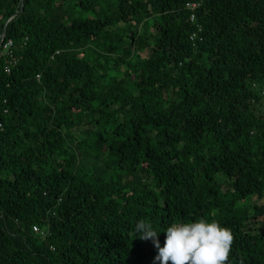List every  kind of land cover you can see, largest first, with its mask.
I'll use <instances>...</instances> for the list:
<instances>
[{
	"label": "trees",
	"instance_id": "16d2710c",
	"mask_svg": "<svg viewBox=\"0 0 264 264\" xmlns=\"http://www.w3.org/2000/svg\"><path fill=\"white\" fill-rule=\"evenodd\" d=\"M261 88L264 0H0V264H158L137 222L199 218L264 264Z\"/></svg>",
	"mask_w": 264,
	"mask_h": 264
},
{
	"label": "clouds",
	"instance_id": "9594fccd",
	"mask_svg": "<svg viewBox=\"0 0 264 264\" xmlns=\"http://www.w3.org/2000/svg\"><path fill=\"white\" fill-rule=\"evenodd\" d=\"M141 240H151L158 251V264H226L233 245L230 228L216 220L199 218L194 222L177 221L165 230L164 246L158 232L144 220L137 222Z\"/></svg>",
	"mask_w": 264,
	"mask_h": 264
},
{
	"label": "built area",
	"instance_id": "2783aa9c",
	"mask_svg": "<svg viewBox=\"0 0 264 264\" xmlns=\"http://www.w3.org/2000/svg\"><path fill=\"white\" fill-rule=\"evenodd\" d=\"M195 8V5L194 4H190L189 5V9H193ZM190 21L193 20V17L190 16ZM10 47H11V43L10 42H6L3 46H2V49L4 51V54L7 56V62L6 64L4 65L3 67V70L5 73H8L9 72V68L16 63V58L13 57V55L11 54V51H10ZM31 232L37 236L40 240H42L44 237H45V231L44 230H41V229H38L37 227L33 226L31 227Z\"/></svg>",
	"mask_w": 264,
	"mask_h": 264
},
{
	"label": "rangeland",
	"instance_id": "374dc122",
	"mask_svg": "<svg viewBox=\"0 0 264 264\" xmlns=\"http://www.w3.org/2000/svg\"><path fill=\"white\" fill-rule=\"evenodd\" d=\"M262 89V92H261V94H263L264 93V89L263 88H261ZM261 102H263V106H264V101H263V99L261 100ZM252 203H253V200H250L249 202H248V207L250 208V206L252 205Z\"/></svg>",
	"mask_w": 264,
	"mask_h": 264
}]
</instances>
